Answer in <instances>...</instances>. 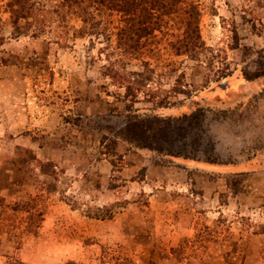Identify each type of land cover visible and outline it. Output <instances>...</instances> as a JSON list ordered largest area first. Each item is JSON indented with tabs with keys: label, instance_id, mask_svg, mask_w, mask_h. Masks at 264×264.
Instances as JSON below:
<instances>
[{
	"label": "rangeland",
	"instance_id": "374dc122",
	"mask_svg": "<svg viewBox=\"0 0 264 264\" xmlns=\"http://www.w3.org/2000/svg\"><path fill=\"white\" fill-rule=\"evenodd\" d=\"M10 2L0 0V264H264V8L187 0L194 58L173 51L178 15L121 58L116 15L108 39L48 15L34 36L20 34L31 20L14 26Z\"/></svg>",
	"mask_w": 264,
	"mask_h": 264
},
{
	"label": "trees",
	"instance_id": "16d2710c",
	"mask_svg": "<svg viewBox=\"0 0 264 264\" xmlns=\"http://www.w3.org/2000/svg\"><path fill=\"white\" fill-rule=\"evenodd\" d=\"M259 7L264 8V0H256ZM187 0H62L50 9L37 7L33 0H11L8 5L14 26L20 19L31 20L20 34L34 26V36L43 32L46 15L54 16L56 21L65 22L70 16L81 23L83 34L93 37L109 38V25L105 19L116 15L119 26L115 28V52L122 58L137 56L145 47L146 40L160 30L165 19L178 15V23L182 26V34L173 47L175 55L194 58L201 49L198 26L190 10ZM113 52V53H115ZM118 62V61H117ZM109 73L126 89L132 88V83L125 79L123 69H116L110 63ZM144 70L146 66L144 65ZM144 73L136 74L143 77Z\"/></svg>",
	"mask_w": 264,
	"mask_h": 264
}]
</instances>
